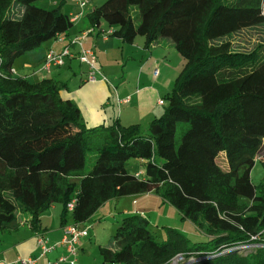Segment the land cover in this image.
<instances>
[{
	"label": "trees",
	"instance_id": "trees-1",
	"mask_svg": "<svg viewBox=\"0 0 264 264\" xmlns=\"http://www.w3.org/2000/svg\"><path fill=\"white\" fill-rule=\"evenodd\" d=\"M35 1L0 0V232L25 213L42 236L41 215L56 203L63 229L89 228L106 201L153 192L206 240L166 225L158 242L146 217L126 214L110 235L114 248L99 245L104 264H170L178 254L188 264H264V174L251 178L256 161L264 166V41L238 48L240 30L226 21L260 13L264 0H104L85 14L127 43L168 38L183 57L163 113L145 130L118 120L88 128L60 95L66 82L13 72L17 57L72 25L63 0L52 8Z\"/></svg>",
	"mask_w": 264,
	"mask_h": 264
},
{
	"label": "crops",
	"instance_id": "crops-1",
	"mask_svg": "<svg viewBox=\"0 0 264 264\" xmlns=\"http://www.w3.org/2000/svg\"><path fill=\"white\" fill-rule=\"evenodd\" d=\"M59 1L50 0L53 6ZM80 1L86 2L83 8L79 6L78 0H63V10L69 16L79 15L71 21L72 25L57 38L17 57L12 64L13 72L39 79L53 77L66 82L67 86L60 91V95L76 103L85 126L88 128L101 124L109 125L115 120L123 125L140 124L141 122L148 124L151 119L163 113L165 102L159 104L158 101L170 91L184 59L178 72L169 68L165 69V66L169 65L167 64L170 62L168 57L173 46L168 38H159L149 47H145L142 36H137L132 43L124 42L121 38L111 35L113 27L105 22H100L98 27H93L86 20L85 14L103 0ZM77 38H81L84 48L91 49L95 53L96 66L104 75V79L96 75L95 80H88V67L76 57L79 47L74 41ZM232 39L235 44L246 46L245 42L238 41L236 38ZM65 48H69L74 56H66L62 65H52L49 70L41 68L47 50L52 49L60 53ZM19 62L22 64L20 65ZM111 64L116 65V70H108L110 66L113 67ZM156 70L157 74H155ZM123 99H128V101L124 102ZM67 130L69 133L74 129L67 127ZM123 197L124 199L106 201L94 214H97L98 218H113L121 211L124 214L139 213L146 216L149 222L151 219L148 216L152 214L160 217L164 222L169 219L168 212H171L174 218L178 216L171 210L168 202L153 192L130 194ZM60 211L61 205L56 207L54 204L42 213L41 221L47 227L42 236L33 234L27 223L29 216L19 213L20 223L17 228L0 232V264H21L19 260L26 257L35 259L36 264H55L61 255H67L65 247L59 243L63 237V227L59 219ZM156 221L157 218L153 226L157 227ZM90 222L91 218L84 223L89 228L87 235L78 241V252L85 253L92 244L91 229L95 233L94 236H97L98 229L106 226L102 221L94 224ZM111 223L114 222L110 221L108 231L114 228V224ZM150 225L152 226L151 222ZM179 225H181L178 226L181 231L192 230L189 221L183 220ZM39 237H42L48 245L58 244L52 250L41 254ZM99 243H101L100 240ZM108 247L114 248L113 244ZM58 264L69 263L63 261Z\"/></svg>",
	"mask_w": 264,
	"mask_h": 264
},
{
	"label": "rangeland",
	"instance_id": "rangeland-1",
	"mask_svg": "<svg viewBox=\"0 0 264 264\" xmlns=\"http://www.w3.org/2000/svg\"><path fill=\"white\" fill-rule=\"evenodd\" d=\"M100 2V1H99ZM101 2H104L101 1ZM35 3L38 6L41 7H46V8H52V4L50 2V0H36ZM101 4V3H99ZM264 7V6H263ZM246 20V21H244ZM228 22V27L229 28H235L238 27L239 28V33H235L233 38H236L238 41L241 42H245L247 47L251 46L253 43H259L261 41H264V8H261L260 13L259 12H255V11H249V12H239V13H234L232 15H230V18L228 17L227 20ZM262 21V22H261ZM258 22V23H257ZM253 24V25H251ZM237 36L239 38H237ZM173 47V46H172ZM171 47V53L170 56L168 57L170 59V62H168L165 66V69H172L177 70V72L179 71V69L181 68V65L183 63V57L175 50V48ZM244 46H238V48H243ZM20 65L22 64V62H19ZM78 64V62L76 63ZM84 65V64H82ZM86 65V64H85ZM113 65V67L110 66V68L108 70L114 71L116 70V65L115 64H111ZM87 66V65H86ZM163 69V70H165ZM166 103V102H165ZM162 107H160L161 109ZM164 110V109H163ZM144 120V119H143ZM147 122V121H145ZM141 127L143 130H145L147 128V123L141 122L140 123ZM94 159V155H90L86 161V165L85 168H88L91 164V162ZM130 163H132V165L134 167H137L139 170L143 169V164L138 161V160H132L130 161ZM264 174V166L261 163V161H256L254 167L252 168L251 171V178L252 180L257 183L262 179V176ZM121 199H124V197H120ZM112 201V200H111ZM159 201V200H158ZM159 205V202H158ZM60 204L56 203V207H59ZM164 207V206H162ZM171 210L174 211V213H177L178 216H176V218H174V215L171 214V212H168V218L167 221H163V219H160V217H155L153 214L149 215L148 217L151 219V224L152 226L150 227L151 232L154 233L156 235V240L158 242L162 241L164 239V228L163 226H171L174 228H179L178 226H181L179 224H181L180 220V216L178 214V212L175 210V208H173V206H170ZM161 214V212H160ZM126 214H124L122 211L120 212L119 215H115L113 218L112 217H106V218H98L97 214H94L91 217V222L92 224L94 223H98V221H102V223H105L104 226L105 228H99L97 231V236H94L95 233H93V230L91 229V237L93 236L92 239V244L89 246V248H87L86 252H77V255L75 256L77 258L76 264H104L103 260H102V256L100 254L99 251V244H103L104 246H112V244L110 243V235L112 234V232L115 230L114 228L117 226V224L119 223V221L121 220V218L123 216H125ZM146 217V216H145ZM156 226H153L154 221L156 220ZM154 220V221H153ZM114 224V228L112 231H108V225L109 223ZM185 221V220H184ZM118 222V223H116ZM191 223V222H190ZM103 225V224H102ZM192 226V230L190 229H185L182 233L184 235H186L188 238H190L191 241H199V240H206L207 236L203 233H201L194 224L191 223ZM163 228V229H162ZM99 240L101 243H99ZM61 244V242H59ZM58 243L55 244V246ZM78 249V248H77Z\"/></svg>",
	"mask_w": 264,
	"mask_h": 264
},
{
	"label": "built area",
	"instance_id": "built-area-1",
	"mask_svg": "<svg viewBox=\"0 0 264 264\" xmlns=\"http://www.w3.org/2000/svg\"><path fill=\"white\" fill-rule=\"evenodd\" d=\"M78 4L80 7H84L86 5L85 1H80L78 0ZM264 6V3H263ZM264 8V7H262ZM79 14H72L70 16L71 21L74 20ZM74 43H76L79 47L77 53H76V57L79 59V61L81 63H85L88 67V80H95L96 79V75H100V77L102 79H104V75H102V73L100 72V70L97 68L96 66V55L93 52V50L91 49H86L83 47L81 38H77ZM66 56H74V54L69 50V48H65L62 52L60 53H56L53 50H50L46 56L45 59L43 61V65L42 68L43 69H47L49 70L50 67L52 65H62L64 63V59ZM155 74H157V70L155 71ZM120 102V100H118ZM122 101L127 102L128 99H123ZM159 104H164L163 99H160ZM73 206V201L68 203V208L71 209ZM88 232V227L84 226H80L79 224H67L64 229H63V237L61 238V244L63 246H65L66 251L68 253V255L70 257H72L68 262L70 264H73L76 261V247L75 244L77 242L78 239H80L81 237H85L87 235ZM38 243L41 247V254L52 250L53 248H55V245H48L46 244L45 240L42 237L38 238ZM256 244H245L242 245V247H251L254 246ZM259 245H263V244H259ZM67 260V256L66 255H61L57 261L55 262V264H58L62 261ZM191 261V259H189L188 261H184V258L181 254H178L177 256H175L170 264H188ZM19 262L21 264H36L35 263V259L31 258V257H26V258H21L19 260Z\"/></svg>",
	"mask_w": 264,
	"mask_h": 264
}]
</instances>
